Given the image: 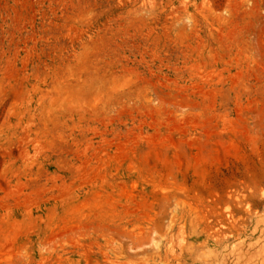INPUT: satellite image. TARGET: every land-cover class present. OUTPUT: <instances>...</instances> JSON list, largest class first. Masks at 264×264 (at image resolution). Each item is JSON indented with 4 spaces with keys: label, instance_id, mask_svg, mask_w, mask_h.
Masks as SVG:
<instances>
[{
    "label": "rangeland",
    "instance_id": "374dc122",
    "mask_svg": "<svg viewBox=\"0 0 264 264\" xmlns=\"http://www.w3.org/2000/svg\"><path fill=\"white\" fill-rule=\"evenodd\" d=\"M0 264H264V0H0Z\"/></svg>",
    "mask_w": 264,
    "mask_h": 264
}]
</instances>
